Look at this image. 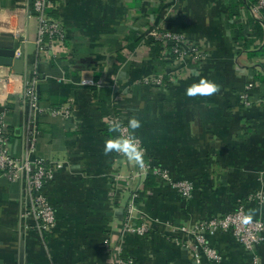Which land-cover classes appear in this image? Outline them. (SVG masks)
Segmentation results:
<instances>
[{"label":"crops","instance_id":"1","mask_svg":"<svg viewBox=\"0 0 264 264\" xmlns=\"http://www.w3.org/2000/svg\"><path fill=\"white\" fill-rule=\"evenodd\" d=\"M52 1L48 13L66 38L57 56L39 62L31 0H0V34L22 39L25 60L22 76L0 66L9 149L24 156L36 132L33 156L52 169L46 196L56 221L41 231L25 180L0 178V264H117L121 257L135 264H264V236L248 251L231 231H207L221 261L192 255L200 220L238 208L264 220V27L249 6L240 0ZM151 29L181 33L198 51L179 59L162 46L158 58ZM33 76L40 95L52 81L70 87L58 114L36 112L23 97L24 81ZM200 77L219 90L187 96ZM42 96L39 107L49 109V94ZM118 108L128 113L127 123L141 121L130 132L144 149L148 172L104 151L116 134L108 119ZM192 182L186 200L181 186Z\"/></svg>","mask_w":264,"mask_h":264},{"label":"built area","instance_id":"2","mask_svg":"<svg viewBox=\"0 0 264 264\" xmlns=\"http://www.w3.org/2000/svg\"><path fill=\"white\" fill-rule=\"evenodd\" d=\"M249 6L254 18L264 27V0H240ZM52 0H31V12L38 23L37 31V51L38 61L47 62L51 57L57 56L58 50L62 49L65 42V30L59 20L50 17L48 11L52 7ZM246 7V6H245ZM148 35L159 41L164 48L171 47L169 51L165 50L168 55L175 54L182 59L187 55H192L198 51V46L192 43L181 34L166 29H151ZM37 77L33 76L25 79L23 86V97L27 100L30 107L42 113H51L52 115L59 112L54 109H45L39 107L40 93L37 87ZM153 83L156 85H164L162 78H154ZM264 99V98H263ZM115 113L108 119V124L113 121L119 122V128L116 136H127L130 133L128 123L126 121L127 112L117 109ZM7 110L0 108V178L7 177L10 180H25L29 194V205L32 215L41 231H49L55 225V216L46 196V186L52 179V169L46 166L43 159L35 158L34 147L36 132H34L30 148L26 154L20 158L14 157L9 149L10 135L8 124L6 122ZM140 143V142H139ZM143 162H146L143 153ZM143 169L148 172L150 166L142 164ZM147 169V170H146ZM164 178L169 177L165 172L156 171ZM184 197L190 198L192 194V185L184 183L181 186ZM248 215L244 213L242 208H238L235 212L202 223L197 229L200 232H218L231 231L237 237L240 245L246 250L252 251L264 236V220L247 219ZM207 240V238H206ZM208 249L206 255L213 261L219 262L222 256L218 254L210 245L205 244ZM117 264H135L129 258H119Z\"/></svg>","mask_w":264,"mask_h":264},{"label":"clouds","instance_id":"3","mask_svg":"<svg viewBox=\"0 0 264 264\" xmlns=\"http://www.w3.org/2000/svg\"><path fill=\"white\" fill-rule=\"evenodd\" d=\"M219 90V85L214 81L200 77L198 80L191 83L185 90V94L190 97L195 96H208ZM141 126V121L135 117L128 121V128L135 130ZM121 127L119 122L113 121L110 128L113 131H118ZM105 153L116 152L123 154L127 160L136 165L143 164L144 149L139 143L138 138L133 132H130L127 136H114L105 140L104 142ZM247 219H251L248 217Z\"/></svg>","mask_w":264,"mask_h":264},{"label":"trees","instance_id":"4","mask_svg":"<svg viewBox=\"0 0 264 264\" xmlns=\"http://www.w3.org/2000/svg\"><path fill=\"white\" fill-rule=\"evenodd\" d=\"M232 1H234V0H232ZM237 7H238V5L231 6V8H230L231 16H234V15L237 14ZM256 31H257V35L258 36L262 35V30L259 27V25L256 27ZM237 33L240 34V28L238 29ZM238 39L240 41H242V42H245L247 47L249 45H251V43L253 42L250 39H245L244 37H242V35H240L238 37ZM149 45H152L154 54L156 55V57L159 58L160 57V51H161V49H163L161 43H158V42L154 41V39H150L149 40ZM45 91H46V93L49 94V97L46 98V101H48V103H49L48 107L56 110V109H59L66 102V99H67V97L70 94V87H67V86H64V85H58V84H56L55 82L52 81V82H49L48 86H46V89H44L42 91V95H43V92H45ZM42 95H40V100L43 97ZM115 113H118V111H115ZM108 134L112 135V134H110V132ZM116 134H117V132H116ZM116 134H115V136H116ZM155 178H156V175H154L151 172L148 179L149 180H154Z\"/></svg>","mask_w":264,"mask_h":264},{"label":"water","instance_id":"5","mask_svg":"<svg viewBox=\"0 0 264 264\" xmlns=\"http://www.w3.org/2000/svg\"><path fill=\"white\" fill-rule=\"evenodd\" d=\"M22 39H14L12 35L0 34V66L12 67L15 74H24V47L21 45ZM20 48L21 56L17 58L16 51Z\"/></svg>","mask_w":264,"mask_h":264},{"label":"rangeland","instance_id":"6","mask_svg":"<svg viewBox=\"0 0 264 264\" xmlns=\"http://www.w3.org/2000/svg\"><path fill=\"white\" fill-rule=\"evenodd\" d=\"M192 195L194 193V183L192 182ZM184 199H189L187 197H185ZM219 217V216H218ZM217 218V217H216ZM206 221L204 220H200L197 222V227L193 232V239H194V243H192V255L195 256L196 258H198L199 260L202 259V256L206 255V250L208 249V247L205 244H209L208 241L206 240V238L208 237V232H200L198 228V226H200L202 223H205ZM214 232V231H213ZM218 254L221 255V252L219 250H217L215 247L213 248Z\"/></svg>","mask_w":264,"mask_h":264}]
</instances>
